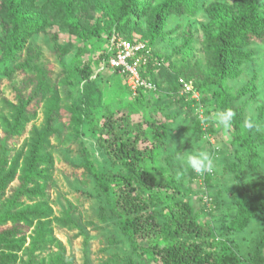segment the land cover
Instances as JSON below:
<instances>
[{
	"label": "trees",
	"instance_id": "16d2710c",
	"mask_svg": "<svg viewBox=\"0 0 264 264\" xmlns=\"http://www.w3.org/2000/svg\"><path fill=\"white\" fill-rule=\"evenodd\" d=\"M80 1L83 0H48L47 6L54 8V12L40 18L33 16L37 0H2L0 4V16L9 27L7 56L0 61V84L4 80L9 82L19 106L16 108L0 91V99H3L0 111V129H3V136H0V226L5 227L0 232V264L16 262L18 254L24 257L22 264L38 261L44 264L46 260L47 264H74V257L67 255L55 233L56 229L74 226L72 212L65 209L61 215H56L51 205L50 192L55 172V149L51 137L58 133L55 129L56 97L48 107L42 131L32 133L31 139L25 141L26 147L15 157V143L25 135L34 115L29 107L39 101L40 94H33H39L34 100H24L23 93L30 85L26 78L29 64L5 69V63H10V57L14 58L22 49L26 38L40 34L50 25L51 19L66 23L67 30L83 40L96 39L107 43L108 47L102 50L97 62L101 67L98 77L102 80V71L120 76L109 66L112 39L118 34L139 30L143 19H147L145 33H149L150 44L144 43L151 50L152 57L142 75L157 89L150 92L141 88L134 96L124 83L126 88L123 86L122 91L127 90V96L133 101L126 104L123 115H116L122 109L107 108L96 116L103 98L99 86L101 80L98 82L97 77L93 78L91 66L75 68L77 84L83 87L82 95L70 107L74 127L70 141L73 143L87 136L96 138L103 166H97L91 156H87L85 168L107 207V216L128 240L133 255L125 259L114 253L107 256L104 264H264L263 161L256 151L264 144V138L255 145L257 139L251 134L253 129L249 133L244 127V108L235 103L246 95L255 97L257 88L255 82H250L234 93L228 85V81L241 78L244 65L252 61L254 52L250 46L253 42L264 44V0H233L230 6L214 4L207 10L210 22L204 27L206 51L212 58L207 57L209 68L203 74L204 81L195 88L203 96L201 103L212 109L206 108L193 117L190 104H185L187 118L183 122L193 124L190 132L197 142L207 134L205 123L215 122V112L226 108L236 112L231 126L234 131L231 142L235 148L228 164L239 183L230 199L223 198L221 192L215 199H209L213 195L199 198L202 210L193 205L190 190L183 186V182L171 173L170 176L161 166L166 161L171 124L183 111L169 116L165 113L182 100L170 101L160 107L165 119L144 110L145 100L162 98L163 58L154 55L151 44L170 20L194 15L198 8L197 0H161L157 4L153 0H88V14L101 13V16L92 18L95 26L89 28L90 31L76 17L74 5ZM126 40L132 43L139 41L130 37ZM185 65L184 68L194 71L188 68L187 63ZM19 76L24 78L21 86L17 87L15 83ZM174 81L177 83L174 91L181 89L178 77ZM74 83L69 80L71 87ZM205 94L207 97L204 98ZM182 102L186 101L183 99ZM134 114L140 121L132 119ZM209 132L215 133L212 129ZM191 145L187 141L181 149ZM218 149L216 153L220 155L224 147ZM250 174L251 179L242 180ZM189 175L193 179L199 177L192 170ZM212 177L210 173L205 174L203 188L196 190L198 194L206 188H215ZM215 214L220 215L217 217ZM253 225H257L260 231L254 232L249 251L244 252L236 238L248 232ZM28 232L30 243L26 248Z\"/></svg>",
	"mask_w": 264,
	"mask_h": 264
},
{
	"label": "rangeland",
	"instance_id": "374dc122",
	"mask_svg": "<svg viewBox=\"0 0 264 264\" xmlns=\"http://www.w3.org/2000/svg\"><path fill=\"white\" fill-rule=\"evenodd\" d=\"M153 1L157 4L161 0ZM1 2L2 0H0V4ZM36 3L33 16L40 18L54 12V8L47 6L48 0H37ZM232 3L233 0H197L198 8L194 15H185L182 18L170 20L165 29L151 44L154 55L157 54L163 58V66L161 67L163 68L161 77L162 93L160 95L162 98L154 97L149 101L145 100L144 110L165 119L166 115L161 113V106L168 104L170 101H183V99L186 101L185 103L181 101L175 104L174 107H169L165 113L169 116L183 111L181 116L171 124L169 145L165 150L166 161L161 166L169 172V175L171 173L173 176H177L183 182V186L190 190L191 202L198 210H202L201 197L213 195L209 199H215L218 197V192H221L220 194H222L223 198L230 199L232 191L239 183L234 177V173H231L230 164H228L230 155L233 156L235 148L231 142L234 135L233 129L225 130L213 121V123H205L204 128L206 129L204 130H206L207 134L196 142L193 140V132H190L193 124L188 125L183 122L187 118V114L185 115L184 112L185 104H190L191 110H189L193 117L196 116V113L206 110V108L208 110L212 109L201 103L203 96L195 88L198 85H202L204 81L203 74L209 68L207 57H210V55L208 56L206 51L208 45H206L204 28L210 22L207 10L210 5L230 6ZM87 5L88 0L77 2L74 5V11L80 24L85 28L92 29L95 26V20L92 18L101 16V13L89 12L88 14ZM51 20L50 25L40 34L26 38V44L22 46V49L15 54L14 58L10 57V63L3 61L6 64L5 69H16L18 66L29 64V69H26L28 75L26 74L27 76H25L30 85L23 93L24 100H34L40 94L37 99L39 101L32 103L29 107L34 115L30 119L25 135L15 143L17 145L14 155L18 157L21 154L23 147H26L25 141L31 139L32 133L42 131L46 121V112L55 96L57 105L55 106L57 110L55 129L58 133L51 137V143L55 149V172L53 187L50 192L51 205L56 215H61L60 212L65 209L70 210L75 226L64 230L56 229V237L62 242L67 255L74 257V264H104L103 261L107 256L114 253L126 259L133 256L129 242L121 235L112 219L107 216V207L104 206L102 198L96 191L90 172L85 168L87 156H91L97 166H103V159L98 156L96 138L87 136L83 137V139L81 137L79 140L73 141V143L70 141L73 138L72 128H74L71 122L70 107L82 95L83 87L82 84H77L79 80L75 78V68L77 66H91L94 71L93 78L96 79L97 77L98 82L101 80L99 86L103 98L102 105L98 109L96 116L101 115L105 109L111 108L113 110L122 109L121 112L116 113L117 117H119L125 113L126 104L133 100L127 96V90L125 92L122 91V87L125 85L121 76H114L110 71H108L109 73L102 71L104 80L98 77V72L101 71V67L97 64L98 57L101 55L102 50H106L108 47L107 43L96 41V39L83 40L80 36L74 34L73 31H68L66 23L56 19ZM146 21L147 19H143L139 30L135 29L131 34H118L117 37L125 40L130 37L133 40L150 44L149 33H145L148 29ZM8 29L7 23L0 16V61L7 56V47L9 46V41L7 40ZM250 50L254 52L253 59L244 65L243 76L233 81H228V85L234 90V93H237L238 90L246 87L250 82H255L257 88L255 97L246 95L235 103L238 107L244 108V122L248 119H252L255 122L256 127L252 131L247 128L246 130L249 133L251 131V134L257 139L255 144L257 145L264 138V44L255 41L250 46ZM185 63L188 64L189 69H194V71L190 72L184 68L186 67ZM176 77H178L181 89L177 88L174 91L177 84L174 81ZM23 78L24 76H19L17 83H15L17 87L21 86ZM69 80L75 82L74 86H70ZM181 82L187 84L189 88H193L194 93L198 94L194 97L193 95H188L187 97L185 86ZM8 83L4 80L0 84V91L6 100H10L18 108L15 94H13ZM36 92L39 94L32 96ZM205 97H207L206 94L204 95ZM1 100L3 99H0V111L3 108ZM131 116H133L132 119L135 122L140 121L137 114ZM209 129H212L215 133L209 132ZM0 136H3L2 128L0 129ZM187 141L191 142V147L182 150L181 147ZM219 147H224V149H221L222 153L220 155L216 153ZM194 149L209 152L215 161L214 171L210 173L213 175L212 185L215 188H206L199 194L196 190L203 188L205 174H198V179H193L189 175L191 169L184 163L186 156ZM256 151L263 161L261 164L264 177V144L258 147ZM241 153L246 155L244 150H241ZM22 162L23 159L21 160ZM248 179H251V174L242 178L243 181ZM4 201L5 198L2 199V204ZM103 206L105 208L102 209ZM215 215L219 217L220 214ZM3 229L5 227L0 226V232ZM257 231H260L259 227L253 225L248 232L236 238V243L242 247L244 252L249 251L250 243L255 235L254 232L257 233ZM26 236V248H28L30 233L28 232ZM17 257L18 260L12 264H22L21 261H24L23 255L18 254ZM35 264H41V261ZM44 264H47V260Z\"/></svg>",
	"mask_w": 264,
	"mask_h": 264
},
{
	"label": "built area",
	"instance_id": "2783aa9c",
	"mask_svg": "<svg viewBox=\"0 0 264 264\" xmlns=\"http://www.w3.org/2000/svg\"><path fill=\"white\" fill-rule=\"evenodd\" d=\"M151 57V50L142 41L132 43L118 37L112 39L109 66L112 70L118 71L120 76L123 77L125 85L134 96L141 88L150 92H155L157 89L153 83L147 81L142 75ZM181 83L184 84V82ZM184 86L185 91L188 94L192 93L193 97L198 94L194 93L193 88H189L187 84H184Z\"/></svg>",
	"mask_w": 264,
	"mask_h": 264
},
{
	"label": "clouds",
	"instance_id": "9594fccd",
	"mask_svg": "<svg viewBox=\"0 0 264 264\" xmlns=\"http://www.w3.org/2000/svg\"><path fill=\"white\" fill-rule=\"evenodd\" d=\"M236 117V112L232 108H226L215 112V123L222 126L223 129L228 130L231 128L232 123ZM244 127L252 130L256 127L252 119L245 120ZM184 163L197 174L203 175L211 173L215 168V161L213 156L204 150H192L185 158Z\"/></svg>",
	"mask_w": 264,
	"mask_h": 264
},
{
	"label": "bare ground",
	"instance_id": "6f19581e",
	"mask_svg": "<svg viewBox=\"0 0 264 264\" xmlns=\"http://www.w3.org/2000/svg\"><path fill=\"white\" fill-rule=\"evenodd\" d=\"M188 97V96H187ZM137 98V97H136ZM201 101H203V100H201ZM191 102V101H190Z\"/></svg>",
	"mask_w": 264,
	"mask_h": 264
}]
</instances>
